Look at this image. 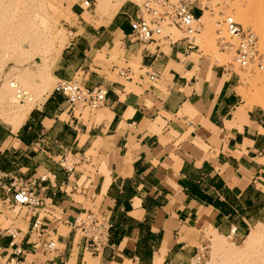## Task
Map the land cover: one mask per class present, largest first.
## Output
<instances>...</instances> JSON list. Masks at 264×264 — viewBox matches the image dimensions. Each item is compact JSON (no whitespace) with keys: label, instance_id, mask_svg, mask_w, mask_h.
Here are the masks:
<instances>
[{"label":"crops","instance_id":"1","mask_svg":"<svg viewBox=\"0 0 264 264\" xmlns=\"http://www.w3.org/2000/svg\"><path fill=\"white\" fill-rule=\"evenodd\" d=\"M82 1H73L52 73L104 87L105 100L71 110L52 90L16 131L0 122V264L10 226L21 231L27 264H83L86 250L72 223L88 210L110 224L96 264H155L159 257V264H190L202 230L238 240L264 225V105L242 96L239 74L198 56L187 37L141 42L133 0L102 12L81 10ZM191 12L202 14L195 6ZM114 54L123 66L109 61ZM129 62L143 71L137 80ZM120 67L132 72L120 75ZM4 174L31 181L38 206L10 213ZM49 238L57 245L51 259L39 246Z\"/></svg>","mask_w":264,"mask_h":264},{"label":"bare ground","instance_id":"2","mask_svg":"<svg viewBox=\"0 0 264 264\" xmlns=\"http://www.w3.org/2000/svg\"><path fill=\"white\" fill-rule=\"evenodd\" d=\"M119 1L98 0V10L102 12L107 7H110V5L118 4ZM245 1H247L249 7L247 6L248 8L242 12L241 18L243 20L248 18L249 15H252L250 14L253 11L251 10L253 9L252 5L256 0ZM39 6L41 5H37L34 0H0V119L7 122L12 131H16L31 108L38 105L48 95L49 92L45 90L48 85V79L54 80L55 78L51 67L60 50L68 41L65 36L56 35L54 36L56 40L52 44L53 36H51V33H47V29L44 30V26L48 23L45 14L43 15L45 11L42 10V7L40 9ZM112 7L115 8V6ZM255 7L254 10L258 11L259 8L257 6ZM114 8L112 10L110 9V12ZM39 9L42 13L39 12ZM41 15L45 18V23L43 24H41ZM204 19L207 20L208 18L205 13H202L195 21ZM216 24L219 25V22L217 21ZM243 24L244 26L249 25L248 22H244ZM51 51L54 52L53 59L45 60L44 57ZM116 51V48L111 50V54L116 53ZM221 59L218 58V60ZM29 60L33 62L38 61L37 65L39 68L36 72L30 73L32 75L28 73V77L25 63ZM7 62H12V65L4 74L6 75L12 69H18V75H15L16 73H14L15 77L12 75L14 78H2L3 71L1 66ZM31 85L34 86L33 89H36V92L33 91L32 93L29 90L32 87ZM259 92H264V87L260 88ZM63 163L65 164V160H63ZM206 234L208 240L211 242V248H215V251L217 249L220 257H223V264H232L227 259L234 256L237 257V262L238 259H241V264H264V249L256 257V252H258L256 246L259 242L264 241V225L256 224L251 227L244 238V245L239 248H234L235 246L232 247L231 244L225 243L226 241L219 240L223 235L213 228H209ZM215 256L217 257L218 255L216 254ZM210 258L212 259L211 256ZM160 260L161 257L155 261V264H159ZM66 264H73V259L69 260ZM83 264H96V260L90 257ZM122 264H130V261L127 260ZM194 264H197V261ZM211 264H215L213 260Z\"/></svg>","mask_w":264,"mask_h":264},{"label":"rangeland","instance_id":"3","mask_svg":"<svg viewBox=\"0 0 264 264\" xmlns=\"http://www.w3.org/2000/svg\"><path fill=\"white\" fill-rule=\"evenodd\" d=\"M34 1L35 3H37V5L39 4L41 5L39 6L40 9L42 7V4L44 3L43 4L44 8L42 7V10H44L45 13H43V15L45 14V18H47V22H48L47 25L44 26V30L47 29V33H51V36H53L52 44L55 42L54 40H56V38L54 37L56 35L57 36L63 35L68 40V36L70 34L68 30V25L72 24L71 15L73 13L71 10L74 0H34ZM133 1L141 5L144 0H133ZM168 1L174 4H181L182 2V0H168ZM190 4L192 7L193 6L200 7L201 8L200 13H205L208 18L207 19L208 21L206 19L199 21L194 20L195 22L194 26L198 30L189 34H187L181 28L175 27L174 25H168L167 22H161L163 32L160 34H154V37H162L164 34H168L170 36V39L168 40H177L186 36L189 37V40L192 43L194 42V44L198 47V49L196 50L198 56L202 55L204 57H207L211 62L229 65L231 66V68H233V70H235L239 74L241 79V86L239 87L240 89L239 91L241 92L242 96L247 99L248 102L262 103L264 105V94H263L264 92L262 93L259 92V89L264 87V69H260L257 66V59L253 60L251 63H249L244 67H241L235 61L234 59L235 48L239 44V40L235 36H232L228 33L224 23L225 19H232L237 23H239L243 28L251 30L256 36L257 52L259 55L264 56V0H256L252 5L253 9L251 10L253 11L251 13L250 11H248V13L252 15H249V17L244 20L241 18L242 12H244L246 8L249 7L247 1L245 0L244 1L243 0H193ZM255 6L259 8L258 11L254 10V8H256ZM155 8L157 9L158 13H161L163 10L162 7L158 5H155ZM40 9L39 12L42 13ZM80 9L85 12L91 11V9L95 11H99L97 6V0H95L94 3L90 2L88 5L82 4L80 6ZM43 15H41L40 18L41 24L45 23L44 22L45 18ZM143 15L145 17H149L145 12L143 13ZM217 21L219 22V25L216 24ZM244 22H248L250 26L249 25L244 26L243 24ZM219 41H226L230 45L222 49L221 45L219 44ZM53 55L54 52L51 51L46 55L47 57L46 56L44 57V59L51 60L53 59ZM118 56L119 54H114V56L113 55L110 56L109 61H114L115 63H118L120 66L121 65L123 66L124 64H121L118 61ZM218 58L220 59L222 58L223 60L222 59L218 60ZM37 63L38 61L33 62L30 60L25 63V66L27 67V75L28 73L29 75H32L30 73L37 71V69L39 68ZM128 64L131 66L133 70V79L137 80L138 74L143 71L139 70L138 65L136 63L129 62ZM11 65L12 62H7L3 66H1V69L3 71V77H2L3 79L4 77L8 79L9 77L14 78L15 75H18L17 74L19 73L18 69L17 70L12 69L6 75L4 74L9 70ZM51 71H52V67H51ZM14 73L16 74L14 75ZM74 78L78 79L77 77ZM56 80H57L56 77L54 78V80L53 79L51 80L50 78L48 79L47 84L49 86L47 85L45 88L47 92L52 91L53 85ZM31 86L32 87L29 90H31L33 93V91H35L36 89L34 90L33 89L34 86L33 85ZM0 122L8 125V123L5 122L4 120L0 119ZM70 163H71V158H68L67 161L65 160L66 165H70ZM8 209H10L11 211L10 213H16L21 210L20 211L21 215L25 211L24 207H22L21 209L19 207H9ZM208 229L202 230L201 234H202L203 242L202 245L200 246V252L196 257L192 259L190 264L192 263L194 264L196 261L197 264H207V263L211 264L212 260L215 264L217 263L223 264L222 262L223 257L222 256L220 257L218 250L216 249L217 251L216 252L215 248L213 247L211 248V244H210L211 242L208 240L206 234ZM245 236L238 240H233L229 237L222 236L220 237L219 240L223 242L226 241L225 243L231 244L232 247L235 246L234 248H239L240 246L242 247L244 245ZM256 249L258 251L256 252V257H258L264 249V241L259 242L256 246ZM216 254L218 255L217 257L215 256ZM210 256L212 257V259L210 258ZM90 257L92 259L94 258L97 262V258L94 257V255L89 253L88 251H85L83 255V261H85L87 258ZM208 260L209 262H207ZM227 260L232 264H241V259H238L237 262V257L235 256L229 257Z\"/></svg>","mask_w":264,"mask_h":264},{"label":"built area","instance_id":"4","mask_svg":"<svg viewBox=\"0 0 264 264\" xmlns=\"http://www.w3.org/2000/svg\"><path fill=\"white\" fill-rule=\"evenodd\" d=\"M192 1L182 0L181 4H174L168 0H144L139 6L141 15L134 26V35L143 43L155 41L160 37H154V34L163 32L161 22H167L168 25L181 28L187 34L197 31L198 29L194 26L196 17L191 12L192 6L190 3ZM82 3L88 5L89 0H83ZM155 5L162 7L161 13H158ZM198 8L201 11V8ZM144 12L149 17H145ZM224 21L228 33L239 40V44L235 48V61L241 67H244L257 59V66L264 69V56L259 55L257 52L255 34L232 19H225ZM162 37L169 38V35L164 34ZM219 44L222 49L230 45L226 41H219ZM191 45L195 44L190 41L189 47ZM117 72L120 75H128L132 71L129 68L120 67ZM147 77L150 81H154L156 75L151 72ZM52 90L66 97L71 110L80 108L95 109L102 105L106 96L104 87L86 88L76 78L57 79ZM61 164L64 165V163ZM4 176L10 177L6 183L2 184L4 192L9 195L7 197L8 207L30 209L38 206V199L30 187L31 181L14 174H4ZM40 221V217H36L33 220L32 227H36L40 224ZM72 224L81 234L84 249L89 253L98 254L106 245L110 224L101 213L93 210L84 211L74 219ZM6 233L10 240L2 264H27L26 251L20 236L21 231L10 226L6 229ZM36 245L37 243H34L32 246L35 247ZM39 246L41 254L46 258L51 259L56 255L57 245L53 238L39 242Z\"/></svg>","mask_w":264,"mask_h":264}]
</instances>
